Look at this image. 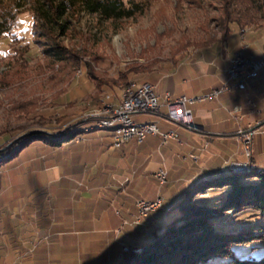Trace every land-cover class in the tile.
Masks as SVG:
<instances>
[{
	"label": "rangeland",
	"instance_id": "rangeland-1",
	"mask_svg": "<svg viewBox=\"0 0 264 264\" xmlns=\"http://www.w3.org/2000/svg\"><path fill=\"white\" fill-rule=\"evenodd\" d=\"M124 2L130 15L109 16L91 11L79 1L73 4L63 15L65 26L54 25L56 41L69 48L58 53L54 39L36 23L32 1L0 0V13L12 15L0 34V237L8 241L28 238L26 234L34 231L24 229V222L38 225L41 238L50 239L46 226L56 220V191L63 179L55 180L51 170L62 172L63 159L68 157L61 145L66 139L82 141L80 136L88 129H104L97 125L102 107L106 102L117 104L126 83L153 82V77L169 73L183 62L207 60L217 54L222 60L224 54L240 47L243 32L247 42L264 45V0ZM229 24L233 30L228 37ZM215 50L219 52L214 54ZM239 132L236 140L249 164L229 163L226 168L246 169L254 159L252 149L247 153L254 134L246 143V133ZM263 153L259 151L257 161L264 162ZM158 194L166 199L162 189ZM172 210L165 222L178 213L177 208ZM129 222L124 223L130 226ZM4 227L8 230L3 234ZM49 255L45 253L40 261L61 264L55 255ZM71 257V264H88L92 256Z\"/></svg>",
	"mask_w": 264,
	"mask_h": 264
},
{
	"label": "crops",
	"instance_id": "crops-1",
	"mask_svg": "<svg viewBox=\"0 0 264 264\" xmlns=\"http://www.w3.org/2000/svg\"><path fill=\"white\" fill-rule=\"evenodd\" d=\"M249 43L248 53L261 55L264 52V45L256 47L252 41ZM239 49L224 54L222 60L217 54L207 60L183 62L173 71L156 77L153 82L160 87L162 103L168 92L172 99L181 95L196 97L222 86L228 81L230 59ZM187 106L192 110V126L179 125L161 116H138L140 120L156 122L164 130H177L183 144L176 139L165 143L160 136L150 134L144 141L131 139L117 148L113 145L112 130L98 128L86 130L80 136L82 141L62 143V153L68 157L63 159L64 167L60 172L63 179L60 190L56 191L58 201L53 211L56 220L46 226V237L50 239L41 238L43 234H38V225L22 222L24 229L34 231L26 234L30 240L8 241L0 237V261L45 264L40 258L48 252L61 264H71V256L77 254L91 255L88 264L108 261L112 264L120 245L129 242V233L120 228L123 219L132 221L134 218L135 199L154 198L158 193L159 183L153 176L156 171L167 168L173 180L194 169L200 172L213 156L220 158L223 168L229 163L247 161L235 133L264 121V68L258 77L249 78L243 89L233 88L217 97L194 100ZM162 111L166 113L167 106L164 105ZM261 150L264 151V123L255 130L253 142V160L264 166L262 160H256ZM260 156L264 159V153ZM198 163L200 169L195 167ZM169 190H163L164 194ZM7 230L4 227L3 234Z\"/></svg>",
	"mask_w": 264,
	"mask_h": 264
},
{
	"label": "trees",
	"instance_id": "trees-1",
	"mask_svg": "<svg viewBox=\"0 0 264 264\" xmlns=\"http://www.w3.org/2000/svg\"><path fill=\"white\" fill-rule=\"evenodd\" d=\"M30 1L36 23L54 39L58 53L69 48L56 41L54 25L65 26L63 15L77 1L109 16L132 13L124 8V0ZM11 18V14L0 13V34ZM232 30L229 24L225 35L229 37ZM220 163V158L213 156L206 167L195 165L200 172L194 169L173 180L168 174L165 184L153 174L159 183L158 192L170 189L164 206L135 228L132 225L138 221L137 209L130 226L124 223L126 219L121 221L120 231L129 233V242L120 245L112 264H264V166L254 161L246 169H233L223 168ZM173 208L178 213L165 222ZM140 236L150 237L135 239Z\"/></svg>",
	"mask_w": 264,
	"mask_h": 264
},
{
	"label": "built area",
	"instance_id": "built-area-1",
	"mask_svg": "<svg viewBox=\"0 0 264 264\" xmlns=\"http://www.w3.org/2000/svg\"><path fill=\"white\" fill-rule=\"evenodd\" d=\"M246 45H250L246 39H243L240 49L237 50L230 59L228 67V81L218 88L211 89L199 96L189 97L181 95L172 99L170 93L166 95L165 103H162V94L160 87L154 82L142 83L139 93L125 92L120 101L115 104H105L102 109H109V116H100L97 121H127V130L112 131L113 144L116 147L125 145L129 140L136 139L143 141L148 135H159L163 142L167 143L171 139H176L183 144L180 133L175 129L163 130L156 122L155 124H145V120L138 119L140 115L161 116L165 120L177 123L179 125L192 126V110L188 108L187 103L194 100H206L217 97L221 93L233 88L243 89L246 87L249 78L258 77L260 71L264 68V52L261 55L246 52ZM138 82V81H136ZM167 106V112L163 113V106ZM129 123H137V130H129ZM246 143L251 142L253 133H246ZM247 153L251 154V145L247 146ZM161 184L167 182L168 169L163 167L154 173ZM164 195L158 194L155 199L138 198L136 206L139 209V216H147L163 205ZM141 218L138 217V220Z\"/></svg>",
	"mask_w": 264,
	"mask_h": 264
},
{
	"label": "bare ground",
	"instance_id": "bare-ground-1",
	"mask_svg": "<svg viewBox=\"0 0 264 264\" xmlns=\"http://www.w3.org/2000/svg\"><path fill=\"white\" fill-rule=\"evenodd\" d=\"M241 36H243V39H245V33L243 32L241 34ZM250 45H246V52L249 51ZM151 81L148 80H144L142 81V83H150ZM141 90V82H136V80H131L128 83H126L124 85V87L121 90V96H125V92H131V93H139ZM110 96H108L109 98ZM105 104H111L110 103H105ZM102 116H109V109H102ZM145 124H155L154 121H146L145 120ZM97 125L100 126V128H104V129H110L112 131H125L127 130V121H120V122H114V121H97ZM129 130H137V123H129ZM251 162H254V160H250ZM158 194V193H157ZM158 195H156L157 197ZM155 197V198H156ZM139 198H146V199H152V198H147V197H139ZM154 198V199H155ZM165 200V199H164ZM163 201V205H164ZM162 205V206H163ZM160 206V207H162ZM137 209V213H136V217L141 218V216H139V209L136 206ZM149 214H147V216H143V217H148Z\"/></svg>",
	"mask_w": 264,
	"mask_h": 264
},
{
	"label": "water",
	"instance_id": "water-1",
	"mask_svg": "<svg viewBox=\"0 0 264 264\" xmlns=\"http://www.w3.org/2000/svg\"><path fill=\"white\" fill-rule=\"evenodd\" d=\"M264 123V121L263 122H260V124H257V125H255V126H253V127H251V128H249V129H246V130H243V131H241V132H239L240 134H245V133H248V132H252L253 134H254V132H255V130L261 125V124H263ZM193 124V123H192ZM252 151H253V145H252ZM254 152V151H253ZM247 164H249V162H246V163H244L243 165H244V167H247L246 165ZM157 178V177H156ZM159 180V179H158ZM160 181V180H159ZM161 183V182H160ZM165 184V183H164Z\"/></svg>",
	"mask_w": 264,
	"mask_h": 264
},
{
	"label": "clouds",
	"instance_id": "clouds-1",
	"mask_svg": "<svg viewBox=\"0 0 264 264\" xmlns=\"http://www.w3.org/2000/svg\"><path fill=\"white\" fill-rule=\"evenodd\" d=\"M0 11H2V9H0ZM51 171H53L55 173V180H59L60 179V172L58 168H54Z\"/></svg>",
	"mask_w": 264,
	"mask_h": 264
}]
</instances>
